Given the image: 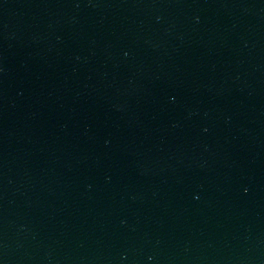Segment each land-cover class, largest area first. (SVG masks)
Listing matches in <instances>:
<instances>
[{
    "label": "water",
    "instance_id": "obj_1",
    "mask_svg": "<svg viewBox=\"0 0 264 264\" xmlns=\"http://www.w3.org/2000/svg\"><path fill=\"white\" fill-rule=\"evenodd\" d=\"M0 264H264V0H0Z\"/></svg>",
    "mask_w": 264,
    "mask_h": 264
}]
</instances>
